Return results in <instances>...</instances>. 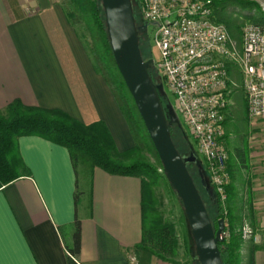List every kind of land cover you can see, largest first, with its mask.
<instances>
[{
    "label": "crops",
    "instance_id": "obj_1",
    "mask_svg": "<svg viewBox=\"0 0 264 264\" xmlns=\"http://www.w3.org/2000/svg\"><path fill=\"white\" fill-rule=\"evenodd\" d=\"M72 28L57 2L0 0V109L6 111L20 98L63 109L86 123L103 120L120 150L132 147L135 140L112 87L79 48ZM236 79L240 84L225 123L231 175L228 221L238 232L251 223L258 241L244 240L242 250L247 254L257 244L255 264H264V119L249 116L240 75ZM19 148L30 171L0 188V264H68L60 228L71 237L77 217L81 264H134V255L139 264L141 176L99 166L76 171L69 149L40 135H21ZM180 228L176 261L153 254L150 264H185L182 255L191 251L189 227Z\"/></svg>",
    "mask_w": 264,
    "mask_h": 264
},
{
    "label": "trees",
    "instance_id": "obj_2",
    "mask_svg": "<svg viewBox=\"0 0 264 264\" xmlns=\"http://www.w3.org/2000/svg\"><path fill=\"white\" fill-rule=\"evenodd\" d=\"M74 1L76 9L85 13L87 22L96 38L99 49L94 51L95 68L104 75L112 87L131 131L138 142L132 147L120 150L108 125L103 120L86 123L63 109L27 104L20 98H16L9 103L6 111L0 109V188L7 182L30 171L19 148V137L29 134L40 135L56 143L65 145L69 149L76 171L82 166L89 167L90 169L99 166L112 173L141 176L143 227L142 240L136 245L139 264H150L148 261L153 254L163 259L176 261L174 256L177 255L179 247L176 225L173 221L165 219L158 210L156 201H153V185L163 180L170 190L176 194L177 192L171 186L165 171L159 169L160 166L163 167L162 162L134 98L117 67L109 39L102 0ZM211 2L215 7L216 13H221L218 19L227 25L232 36H234L237 30V25L231 22L226 15L222 14L221 9L224 10L230 5L257 7L258 4L255 0H211ZM134 4L137 21H140L138 16V8H140L139 0H134ZM66 13L71 19L75 11H66ZM257 20L260 23H264V12H262V15ZM142 35L145 40L141 37L140 47L145 56V50H149L150 45L146 34L142 33ZM149 70L152 79L157 82L153 68ZM164 98L166 101H169L167 97ZM174 126L181 131L177 123L170 124L173 140L180 153L185 157H190L193 154L191 144L185 142L187 151H191L192 153L184 155L183 150L174 138L176 129ZM181 132L185 141L184 132ZM145 147L154 154L159 164L138 156V154L142 153V148ZM129 157H131V160H128ZM198 159L197 156L193 159H188L186 164L193 178V166L196 172H199V174L201 172L204 177L207 184L206 192L210 201L206 200L203 191L200 189L199 191L207 206L213 225L217 228L218 219L225 217L226 214L224 213V207L219 199V195L209 177L206 163L204 174ZM229 187L228 185V191ZM77 196L78 194H76V200ZM209 205L212 206L213 212ZM227 222L225 229H228L230 234L218 242L222 262L223 264H243L244 257L241 249L244 239L241 232L236 231L235 227L228 220ZM74 226L75 229L71 237L66 235L64 227L61 226L60 229L68 250V264H81L78 258L81 250V221L78 217L74 221ZM256 247L257 244L255 243L249 246L244 264H255L254 250ZM194 253L197 256L195 250ZM196 259L200 264L197 257Z\"/></svg>",
    "mask_w": 264,
    "mask_h": 264
},
{
    "label": "built area",
    "instance_id": "obj_3",
    "mask_svg": "<svg viewBox=\"0 0 264 264\" xmlns=\"http://www.w3.org/2000/svg\"><path fill=\"white\" fill-rule=\"evenodd\" d=\"M139 7L141 21L148 28L152 25V46L159 53L152 56L157 77L173 93L175 107L225 204L231 181L225 123L232 93L240 84L236 75L249 116L264 119V23L247 21L238 41L218 19L211 0H139ZM240 232L244 240L258 241L250 223H244ZM229 234L225 229L224 235ZM131 262H138L135 255Z\"/></svg>",
    "mask_w": 264,
    "mask_h": 264
},
{
    "label": "water",
    "instance_id": "obj_4",
    "mask_svg": "<svg viewBox=\"0 0 264 264\" xmlns=\"http://www.w3.org/2000/svg\"><path fill=\"white\" fill-rule=\"evenodd\" d=\"M102 4L117 67L144 120L166 177L182 200L198 260L200 264H223L218 242L225 238V217L218 219L215 228L186 164L196 156H183L173 140L170 124H182L173 103L163 102V83L152 79L149 69L155 67L154 58H144L140 47V32H147L148 24H138L132 0H102Z\"/></svg>",
    "mask_w": 264,
    "mask_h": 264
},
{
    "label": "rangeland",
    "instance_id": "obj_5",
    "mask_svg": "<svg viewBox=\"0 0 264 264\" xmlns=\"http://www.w3.org/2000/svg\"><path fill=\"white\" fill-rule=\"evenodd\" d=\"M50 1L57 2L67 12L71 11V10L75 11V14L71 17V19L68 17L70 20V24L73 26L72 29H73L74 33L76 34V38L79 42L78 43L79 48L82 50V52L84 54H86V56L90 59V61H92V63L96 67L95 54H94L95 52L94 51L98 50L99 48L97 46L96 38L93 34V31H92L89 23L87 22L85 13H83L81 10L76 9V6H75L76 3L74 0H50ZM255 1L258 2L257 7L256 6L242 7V5H230L227 8H225L224 10L221 9L222 14L226 15L231 22H233L234 24L237 25V30L234 33V37L238 41L240 40L239 37H241V35H242V26L247 21H257L258 22L257 18L260 15H262V12H264V0H255ZM132 2H133V6H134V13H135V16L137 18L134 0H132ZM138 10H139L138 16L140 18V15H139L140 14V8H138ZM216 14H218L217 16H219V14H221V13L217 12ZM140 21H138V24H142V22H140ZM151 31H152V25H151V27L148 28V32H149L148 34H146L145 32H140V40H141V37L143 38V40H145L143 35H142V33H145L149 39L148 42L150 45V49L145 50V56L143 54L144 58H150L152 56H154V57L159 56L157 49L154 46H152L153 40H152V36H151ZM153 72L155 73V76L157 78L156 81L158 83L159 82L163 83L165 96L175 106V98H174L173 93L169 90L168 86L160 79V77H157L155 67H153ZM175 111L178 115L180 123L182 124L180 126V128H181V131L184 132L185 141L183 140L182 132L179 131L176 126H174L176 128L175 133H174V138L177 141V143L179 144V146L181 147V149L183 150L184 155H188V154L193 152V154L199 158L198 161H199V164L201 165V170L205 174V170H206L205 169V157L200 152L199 147L195 141V138L190 133L187 125L185 124L183 114L176 107H175ZM233 116L234 115L232 114V116H230L228 118L229 121L232 120V118H234ZM231 122L232 121H230V123ZM172 123L174 124L175 122H172ZM231 128L232 129H230V130H233L235 128V126H231ZM240 130H241L240 126H239V128L237 127L236 133L239 132ZM132 135H133V133H132ZM133 137H134V135H133ZM230 138L227 139V142H228V145L231 148V150H233V147H231ZM134 140H135V143L138 142V140H136L135 137H134ZM185 142L186 143L189 142L191 144L192 150H193L192 152L187 151V146H185L186 145ZM141 152L142 153L138 154V156H141L142 158L144 157L145 159H147L153 163L159 164L158 161L156 160L154 154L150 150H148L146 147L142 148ZM128 160H131V157H129ZM159 169L161 171H164L163 167H161V166L159 167ZM192 169H193L194 178H195L194 180L196 182L198 189L203 191V194H204L206 200L210 201L209 196L206 192L207 191V184L205 183L204 177L202 176L201 172H200V174H199V172H196V169L194 166L192 167ZM153 189H154L153 201H156L155 203H156L158 210L162 213V215L164 216L165 219H169L175 223L177 234H178V240H179V238L181 239L182 238V231L180 228V224L184 228V231H186L188 228V226H187L188 223H187V219H186V216L184 213V206H183L181 198L179 196H177V194L175 192L170 190L169 187L167 186L166 182H164L163 180H161L158 183H155L153 185ZM222 205L224 207V213L226 214L225 221L227 223V220L229 219L228 218L229 201H226V203L222 204ZM209 207L212 211L213 210L212 206L209 205ZM248 223H250V222L248 221ZM187 240H188V246H189V248H191V251H189V252L186 251L185 254L183 253L182 262L185 264H199L197 259H196L197 256H195V253H194L195 246H194V242H193V238H192L190 230L187 234ZM241 252H242V255L244 257V263H245L247 254L242 249H241Z\"/></svg>",
    "mask_w": 264,
    "mask_h": 264
},
{
    "label": "flooded vegetation",
    "instance_id": "obj_6",
    "mask_svg": "<svg viewBox=\"0 0 264 264\" xmlns=\"http://www.w3.org/2000/svg\"><path fill=\"white\" fill-rule=\"evenodd\" d=\"M140 20H141V19H140ZM140 22H142V21H140ZM142 23H143V22H142ZM145 33L148 34L147 32H145ZM162 99H163L164 104L166 105V104L168 103V101H166L164 97H163ZM166 110H167V108H166ZM171 124H173V123H171Z\"/></svg>",
    "mask_w": 264,
    "mask_h": 264
}]
</instances>
